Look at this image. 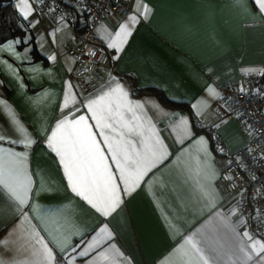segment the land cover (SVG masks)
<instances>
[{
	"label": "crops",
	"instance_id": "crops-1",
	"mask_svg": "<svg viewBox=\"0 0 264 264\" xmlns=\"http://www.w3.org/2000/svg\"><path fill=\"white\" fill-rule=\"evenodd\" d=\"M12 1L27 30L22 39L0 44V135L20 139L26 135L40 140L34 150H27L25 164L33 175V187L44 184V190L39 195L30 194V200L39 204L42 211L54 214L56 222L49 224L50 231L60 236L70 224H75L85 233L84 240L102 227L111 234V241L88 257H77V262L83 259L87 264L93 260L97 264H177L186 239L195 234L210 264H261V256L253 253L252 259L245 261L238 252L241 241L246 246L249 243L243 236L245 231L240 230L243 218L232 205L223 203L218 177L225 161L217 156L208 134L210 127L216 128L231 152L245 145L242 124L234 119H220L214 107L222 104L223 86L235 85L243 73L264 71V15L256 9L254 0H131L130 15L124 19L109 15L93 30L107 49V37L119 24L128 23L132 34L116 54L119 59H114V50L109 49V66L101 74L100 84L88 94L80 93L72 84V88L67 87L66 76L76 67L74 57L67 51L76 41L74 28L65 19L53 24L38 15L31 0H27L31 11L25 18L17 7L21 0ZM137 5H146L149 14L138 15L132 23L129 17L137 15ZM109 73L126 86L133 101L143 103L142 111L152 118L170 158L123 194L119 208L105 217L65 190L63 169L47 147L42 129L47 128L50 134L61 118L65 91L70 96L69 106L64 109L67 115L69 110L80 108L79 102L89 94H98L109 82ZM132 86L158 90L189 111L168 107L152 94L136 95ZM209 88L215 89L217 95H209ZM72 96L76 98L75 107ZM157 102L167 115L156 108ZM9 110L15 121L8 115ZM76 115L90 116L86 108H80ZM181 115L189 120L192 139L178 138L174 130ZM201 136L208 141L209 164L217 174L212 182L218 197L215 207L201 198L196 181L188 172L196 167L197 156L204 159L195 142ZM0 149L5 153L9 149L25 151L22 144L7 141L0 142ZM232 209L236 210L234 214ZM220 215L230 216L239 236L221 225ZM18 216L15 202L0 187V241L9 240L7 248L0 243V258L31 259L29 253L19 251L20 233L8 236ZM41 231L47 235L43 227ZM252 235L264 240V233ZM72 239L79 243L81 237ZM56 255L60 257L59 249ZM73 255L69 248L60 258L71 259Z\"/></svg>",
	"mask_w": 264,
	"mask_h": 264
},
{
	"label": "snow or ice",
	"instance_id": "snow-or-ice-1",
	"mask_svg": "<svg viewBox=\"0 0 264 264\" xmlns=\"http://www.w3.org/2000/svg\"><path fill=\"white\" fill-rule=\"evenodd\" d=\"M254 6L264 15V0H254ZM17 7L27 18L31 11L27 0H21ZM136 12L137 15L129 17L132 23L137 21L138 15L147 17L149 9L146 5H137ZM131 34V26L128 23H121L118 29L107 37V47L114 50V59H119L116 54L122 51ZM109 77V82L98 94L94 96L89 94L86 100L79 102L80 108H86L90 116H77L76 112H79L80 108H75V111L69 110L65 115L64 109L68 108L70 99L69 93L65 91L61 118L56 121L50 134L47 128L42 129L47 147L55 153L59 166L63 169V177L67 181L65 190L105 217L119 208L123 194L135 188L157 165L170 158L159 131L152 123V118L142 111L143 103L133 101L126 86L111 73ZM67 87L73 86L67 82ZM208 93L211 96L217 95L213 88H209ZM71 99L75 107V96ZM156 108L165 115L168 114L159 102ZM8 115L13 121L16 120L10 110ZM90 121H94V124ZM20 130L26 132L23 128ZM174 130L178 138H193L189 120L183 115L174 123ZM5 141L10 144H22L25 149L23 152L9 149L7 153L0 149V187L7 193L9 199L15 202L16 211L19 213L17 222L13 223L8 236L19 232L22 240L19 251L29 253L31 259L0 258V264H74L77 257H88L106 241H111L112 236L106 233L104 227L88 240L83 239L85 233L75 224H70L60 236L50 231L49 224L56 222L54 214L47 210L42 211L39 204L30 200V194L35 192L39 195L44 190V184L41 182L38 188L33 187V175L28 172L25 164L27 150H34L33 146L40 143V140L27 138L26 135L23 139L0 135V142ZM195 142L197 152L202 153L204 159L201 160L197 156L196 167L189 168L188 172L195 179L196 189L201 198L206 199L210 207H215L218 197L212 182L217 174L209 164L211 153L208 141L201 136L196 138ZM219 151L223 152L224 149L221 147ZM235 211L232 209V214ZM220 223L234 235H240L230 216L220 215ZM42 227L47 235L42 234ZM76 235L81 237L79 243L72 239ZM243 236L249 243L246 246L241 241L237 245L239 254L247 261L252 259L254 253L261 256V264H264V240L256 239L248 231H245ZM194 237L195 234L186 239L179 252L177 264H210V258L200 247V241ZM0 243L7 248L9 240L5 238ZM69 248L75 255L71 259H61ZM57 249L60 257L56 255ZM99 255L103 256V253ZM77 264H87V261L81 259ZM92 264H97V261L93 260Z\"/></svg>",
	"mask_w": 264,
	"mask_h": 264
},
{
	"label": "built area",
	"instance_id": "built-area-1",
	"mask_svg": "<svg viewBox=\"0 0 264 264\" xmlns=\"http://www.w3.org/2000/svg\"><path fill=\"white\" fill-rule=\"evenodd\" d=\"M38 15L57 24L65 19L76 31V41L67 49L76 67L66 76L82 94L92 92L109 66L111 52L95 37L93 30L109 15L120 19L131 13V0H31ZM83 16L87 26L81 28ZM243 89V90H241ZM214 107L220 119L242 124L245 145L231 152L216 128L208 134L218 157L225 161L218 177L223 203L232 205L243 218L241 231L264 233V71L243 73L235 85L220 89V102ZM224 151L220 152L219 149Z\"/></svg>",
	"mask_w": 264,
	"mask_h": 264
},
{
	"label": "trees",
	"instance_id": "trees-1",
	"mask_svg": "<svg viewBox=\"0 0 264 264\" xmlns=\"http://www.w3.org/2000/svg\"><path fill=\"white\" fill-rule=\"evenodd\" d=\"M86 18V16H83ZM82 17V18H83ZM85 20V21H84ZM82 20L81 28L77 32L84 30L87 26V18ZM26 26L24 21L20 18L18 13L13 8L12 0H0V44L11 39H22L26 33ZM132 90L137 94H152L166 106L178 108L189 111L188 107L172 102L162 95L158 90L146 89L138 90L132 86Z\"/></svg>",
	"mask_w": 264,
	"mask_h": 264
}]
</instances>
